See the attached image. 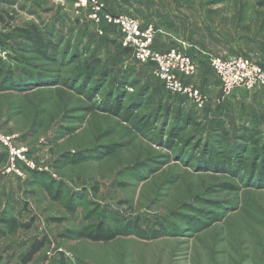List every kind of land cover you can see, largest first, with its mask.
<instances>
[{
	"label": "rangeland",
	"instance_id": "1",
	"mask_svg": "<svg viewBox=\"0 0 264 264\" xmlns=\"http://www.w3.org/2000/svg\"><path fill=\"white\" fill-rule=\"evenodd\" d=\"M99 1L151 25L155 49L189 55L204 104L167 95L118 27L75 0L1 2L0 69L42 76L0 82V264H264V85L223 97L210 66L243 56L264 68V0ZM29 25L56 62L16 34ZM227 142L232 165L189 157L203 143L226 155ZM98 228L119 234L76 236Z\"/></svg>",
	"mask_w": 264,
	"mask_h": 264
},
{
	"label": "built area",
	"instance_id": "2",
	"mask_svg": "<svg viewBox=\"0 0 264 264\" xmlns=\"http://www.w3.org/2000/svg\"><path fill=\"white\" fill-rule=\"evenodd\" d=\"M75 4L87 9L92 19L99 21L102 18L107 24L116 25L121 35V45L131 49L139 63L151 64L153 76L163 83L168 92L179 94L195 107L202 108L205 98L201 91L186 82L197 71L196 63L189 55L177 48L164 52L155 49L151 25L141 27L138 20L130 15L106 12L99 0H75ZM210 66L220 81L223 97L235 88L251 89L264 85V68L246 57L215 56L211 58ZM0 143L9 145L8 140L1 135Z\"/></svg>",
	"mask_w": 264,
	"mask_h": 264
},
{
	"label": "trees",
	"instance_id": "3",
	"mask_svg": "<svg viewBox=\"0 0 264 264\" xmlns=\"http://www.w3.org/2000/svg\"><path fill=\"white\" fill-rule=\"evenodd\" d=\"M6 1H8V0H0V3L6 2ZM261 4L264 6V3H261ZM46 30H47V28H46ZM15 32L21 39L25 40L28 44L29 43H30V45L32 44L31 50L35 51L36 54L41 55V57H43V58H47L48 60L56 62V59H54V57L57 56V49H58L57 45L55 43H51L50 37H47V35L43 34L41 32V30L38 29L37 26L29 25L26 28H17ZM48 32L54 34V32H52V31H48ZM51 38L53 39V35L51 36ZM4 42H6L5 39L3 40V43ZM120 47L123 49V51H127V52L131 53V49L123 47L122 45H120ZM65 49H66V47L64 48V50ZM50 52H52V54L48 55ZM72 57H76V55H74ZM86 62H87V63H85L86 72H83L84 73L83 76H86V77H92L93 75L95 76V74L98 73V70H96V69L99 67L100 61L98 59H94L90 62H88V60H87ZM143 65L152 68L151 64H143ZM262 66H264V65H262ZM36 72L38 73L39 71H36ZM36 72L29 71V72H23L24 74L22 73L21 75L17 74L16 76H18V77H14L16 79H14L15 81L12 82L11 78H13L12 77L13 72L9 69L4 70V71L2 69H0V82L6 81L7 83H9V84L11 83L13 86H15V85L19 84V82L22 80V78H25V79L28 78L29 80L32 77L40 78L42 76V75H40L41 73L40 74L38 73L39 74L38 75ZM30 74H33L34 76H32ZM156 80L158 82L160 81L158 79H156ZM23 82H24V80H23ZM159 83L162 85V88H164L162 82H159ZM164 91L166 92L165 88H164ZM166 93H167V95H169L173 98H177V99H181L183 97L179 94H171L168 92H166ZM180 120H182V122L187 123L189 120V117L187 118L185 115H183L182 119H180ZM184 120H186V121H184ZM177 137H178V134H176L175 136L170 135V137L168 139V145H171V147L175 146L176 145L175 139ZM225 141H226V137H225ZM222 142H223V140H222ZM227 143L229 144L228 146L231 147L230 150H232V151L230 152L228 150V153L226 155H224V153L223 154H221V153L217 154V151L214 147L215 144L203 143L199 147V148H202L200 150L201 152L196 154L197 151H195V154H189V157L192 158L193 160H197L198 162H200L202 160L203 161L209 160L208 163H210V164L221 165V164L226 163L228 166H229V164L232 165L233 159L236 158L237 155H236V151H234L235 148H233L230 145V142H227ZM225 148L227 149L226 146H225ZM217 155H221L222 158L217 159L218 158ZM262 168H263L262 170H264V163H262ZM257 176H259V177L263 176L264 177V175H257ZM6 224L9 225V224H14V223L12 220H8L6 222ZM133 228H134V231L137 233L142 232V229L138 228L136 224L133 225ZM11 230H14V229H11ZM150 232L152 233V232H154V230H151ZM118 234L119 233L117 231L110 232L108 230L98 228L96 230V232H94V231L86 232V231L80 230L76 233V236L79 238L84 237V238L92 240V241L107 242L108 240L112 239L113 237L117 236ZM41 245H42V243L40 242L37 245L33 246V248L28 253V257L34 255L40 249Z\"/></svg>",
	"mask_w": 264,
	"mask_h": 264
}]
</instances>
